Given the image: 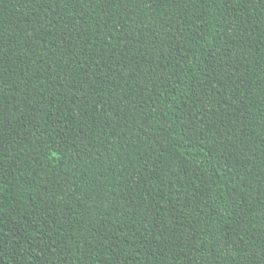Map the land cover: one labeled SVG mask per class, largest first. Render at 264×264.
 Instances as JSON below:
<instances>
[{
  "label": "trees",
  "instance_id": "trees-1",
  "mask_svg": "<svg viewBox=\"0 0 264 264\" xmlns=\"http://www.w3.org/2000/svg\"><path fill=\"white\" fill-rule=\"evenodd\" d=\"M0 264H264V0H0Z\"/></svg>",
  "mask_w": 264,
  "mask_h": 264
}]
</instances>
